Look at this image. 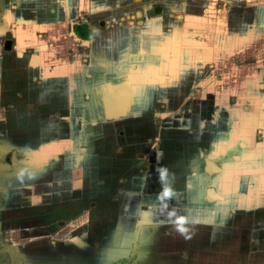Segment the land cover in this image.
Here are the masks:
<instances>
[{
  "label": "crops",
  "instance_id": "crops-1",
  "mask_svg": "<svg viewBox=\"0 0 264 264\" xmlns=\"http://www.w3.org/2000/svg\"><path fill=\"white\" fill-rule=\"evenodd\" d=\"M260 177L264 0H0V264H216Z\"/></svg>",
  "mask_w": 264,
  "mask_h": 264
},
{
  "label": "rangeland",
  "instance_id": "rangeland-1",
  "mask_svg": "<svg viewBox=\"0 0 264 264\" xmlns=\"http://www.w3.org/2000/svg\"><path fill=\"white\" fill-rule=\"evenodd\" d=\"M255 179L253 176H249L248 180ZM247 180V179H246ZM260 187L264 186V177H260L259 179ZM258 195L261 200L253 199L254 196L252 192L249 194L245 193V199H250L249 201L243 200V202L251 203L250 205H243L239 203V205H229V209L234 208L235 214L237 215V210L239 215L242 217H234L233 222L236 225V221L238 224L244 226V232L242 236L239 238V245L241 243V250H238L236 246L238 245V239L232 238L230 239V248L235 249V253L230 254L229 258L221 259V255L218 252L212 253L214 260L219 264H264V189H260ZM248 196V197H247ZM255 200V206L253 204ZM262 201V202H261ZM261 202V203H259ZM263 230V231H262ZM260 231L262 237L259 238ZM213 247V251H217L218 245L208 244ZM240 251V252H239ZM211 254V253H210ZM209 255V254H208ZM216 263V264H217Z\"/></svg>",
  "mask_w": 264,
  "mask_h": 264
},
{
  "label": "clouds",
  "instance_id": "clouds-1",
  "mask_svg": "<svg viewBox=\"0 0 264 264\" xmlns=\"http://www.w3.org/2000/svg\"><path fill=\"white\" fill-rule=\"evenodd\" d=\"M166 171H167V169H164V168H161L160 169V171H159V175H160V179L161 180H163L164 178H165V173H166ZM159 195H162L163 197H169L170 195H171V190L167 187V186H165L164 188H162V191H161V193H159L158 194V196ZM169 215L171 216V215H173V212L172 211H170L169 212ZM184 217L183 216H177L176 217V220H177V222H178V228H179V224L180 223H182L183 221H184ZM181 231H184V229H180Z\"/></svg>",
  "mask_w": 264,
  "mask_h": 264
}]
</instances>
